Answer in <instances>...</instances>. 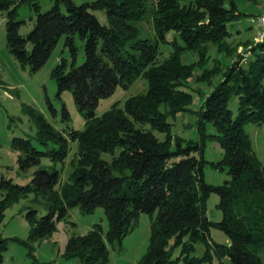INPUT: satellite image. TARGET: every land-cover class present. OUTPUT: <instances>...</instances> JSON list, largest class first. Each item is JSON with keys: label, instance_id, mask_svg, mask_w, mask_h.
Masks as SVG:
<instances>
[{"label": "trees", "instance_id": "1", "mask_svg": "<svg viewBox=\"0 0 264 264\" xmlns=\"http://www.w3.org/2000/svg\"><path fill=\"white\" fill-rule=\"evenodd\" d=\"M21 1L0 0V10L6 11L8 49L21 67L35 71L64 36L72 60L59 58L51 76L58 92L69 90L79 110L85 111L82 129L60 131L41 112L28 109L38 125L35 139L57 144L46 151L28 138L12 139L21 170L39 164L43 154L63 162L77 143L69 181L60 179L54 165L38 166L25 185L1 178L0 186L6 189L2 204L33 195L26 213L30 238L54 231L73 206L85 213L101 207L107 233L95 224L85 234L71 236L66 257H78L82 264H107V243L120 242L136 217L148 213L155 214L149 244L136 264H199L210 259V250L228 254L233 264H264L256 253L264 247V164L244 129L247 122H264V39L255 42L249 54L237 53L242 42L229 41L230 26L242 17L234 0H64L65 10L57 0L45 11L35 0V22L25 36L19 33L23 21L14 18ZM96 9L104 11L107 25L93 13ZM148 18L151 33L143 34L140 25ZM75 36L83 40L84 60L79 65ZM211 46L229 61L210 59ZM187 53L194 59H187ZM137 77L146 79L145 92L116 101L99 115L94 111L100 98ZM191 79L209 89L193 88ZM193 90L201 99L196 110L191 108ZM232 98L238 101L235 116L229 108ZM188 113L195 115L197 138L173 131V121ZM210 125L213 132L208 131ZM208 140L223 150L221 159L211 162L227 168L228 179L219 185L204 179ZM211 191L219 196V221L207 216ZM41 201L47 211L38 215L35 205ZM212 226L226 233L229 244L211 239ZM196 243L205 247L201 257L191 255ZM178 245L180 254L173 258L171 250ZM4 248L1 241L0 261Z\"/></svg>", "mask_w": 264, "mask_h": 264}, {"label": "rangeland", "instance_id": "2", "mask_svg": "<svg viewBox=\"0 0 264 264\" xmlns=\"http://www.w3.org/2000/svg\"><path fill=\"white\" fill-rule=\"evenodd\" d=\"M35 0L21 1L15 13V20H22L19 33L25 36L33 27L36 12L31 4ZM40 11H45L56 3L57 0H36ZM75 4L91 2L93 0H71ZM190 0H182L187 3ZM62 10H65L64 0H58ZM238 10L242 13L240 20L230 26L233 35L229 41L234 43L242 42L237 46V53L249 51L255 42L256 32L259 29L249 19L252 16L264 13V0H234ZM93 13L102 24L107 25V18L104 11L96 9ZM6 11L0 10V181L3 177L13 184L25 185L30 182L33 171L38 166L49 167L54 165L60 171V179L69 181L72 173L71 160L77 150V143H72V148L63 162L53 160L49 155L40 156V162L26 170H21L17 164V149L12 145L13 137H23L31 140L33 146L40 151H46L57 144L49 142L43 145L35 139L38 132V125L34 117L28 114L29 108L41 112L44 118L56 129L63 130L67 127L82 129L85 120V111L79 110L69 90L60 93L55 79L51 76V70L58 63L59 58H65L71 62L72 57L67 47L63 45L64 36H61L52 49L46 62L37 70L33 71L29 66L21 67L6 45ZM142 33H151V19H146L140 25ZM239 28L238 32L236 29ZM249 40V43L245 41ZM75 44L78 47L75 65L84 60L83 40L75 36ZM242 51V52H241ZM210 59L216 57L227 63L225 53L217 51L214 46L209 50ZM195 57V56H194ZM187 59L193 60L191 53H187ZM188 60V61H189ZM211 63V62H210ZM195 74L196 71H195ZM190 85L193 88L207 91L209 87L205 83L197 84L191 79ZM147 89V81L143 77H137L128 86L118 84L107 96L99 99L94 111L99 115L107 110L114 102L123 101L137 93H143ZM193 101L191 108L196 110L200 104V97L196 90L192 91ZM238 101L232 98L229 108L233 116L237 113ZM67 110V116L64 114ZM245 131L249 134L252 149L256 157L264 164V122L256 124L247 122L244 124ZM173 131L184 138H197L195 128V115L188 113L186 116L173 121ZM208 131L213 132L212 126ZM158 136H160L158 134ZM223 150L219 143L214 140L206 142L204 158L207 161L203 166L204 179L206 182L219 185L228 179L226 167H214L211 162L221 159ZM6 194V189L0 186V240L5 244L1 250L2 258L0 264H82L78 257H66L65 250L68 241L73 235H83L95 224H99L102 233L108 231V220L101 207L95 208L90 213L81 211L79 206L70 208L68 216L56 223V229L37 240L30 238L31 223L26 213L31 205L32 194L17 197L2 204L1 200ZM219 196L211 191L206 199L207 216L213 221L222 219V212L217 207ZM38 215L46 213L45 204L41 201L35 205ZM152 216L148 213H140L130 232L119 242H108L107 264H136L145 253L150 239ZM211 239L216 243L229 244V238L221 229L210 227ZM0 241V245H1ZM181 247L175 246L171 250L172 257L180 254ZM205 251L202 243L195 244L193 256L201 257ZM210 259L201 261L199 264H233L228 254L217 255L214 251ZM264 261V247L256 251Z\"/></svg>", "mask_w": 264, "mask_h": 264}, {"label": "built area", "instance_id": "3", "mask_svg": "<svg viewBox=\"0 0 264 264\" xmlns=\"http://www.w3.org/2000/svg\"><path fill=\"white\" fill-rule=\"evenodd\" d=\"M255 26H258L259 29L256 32V38H255V42H259L262 41L264 39V13L255 15L250 17L249 19ZM254 42V43H255ZM242 52V51H241ZM250 51H247L246 53H242V54H249Z\"/></svg>", "mask_w": 264, "mask_h": 264}, {"label": "crops", "instance_id": "4", "mask_svg": "<svg viewBox=\"0 0 264 264\" xmlns=\"http://www.w3.org/2000/svg\"><path fill=\"white\" fill-rule=\"evenodd\" d=\"M238 29H239V28L236 29L237 32L239 31Z\"/></svg>", "mask_w": 264, "mask_h": 264}]
</instances>
